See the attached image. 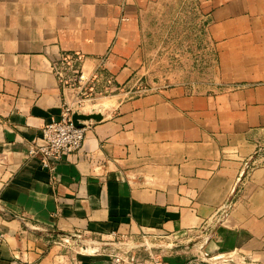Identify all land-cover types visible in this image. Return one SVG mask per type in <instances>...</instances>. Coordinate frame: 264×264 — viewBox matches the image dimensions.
<instances>
[{
    "label": "crops",
    "instance_id": "crops-1",
    "mask_svg": "<svg viewBox=\"0 0 264 264\" xmlns=\"http://www.w3.org/2000/svg\"><path fill=\"white\" fill-rule=\"evenodd\" d=\"M199 2L221 89L124 101L43 170L28 151L65 104L56 65L129 82L140 2L0 0V264H112L64 243L113 234L158 237L168 264H264V0Z\"/></svg>",
    "mask_w": 264,
    "mask_h": 264
},
{
    "label": "rangeland",
    "instance_id": "rangeland-1",
    "mask_svg": "<svg viewBox=\"0 0 264 264\" xmlns=\"http://www.w3.org/2000/svg\"><path fill=\"white\" fill-rule=\"evenodd\" d=\"M139 2V68L129 82L115 83L98 68L89 73L83 69V80L65 85V105L71 109L73 115L99 118L81 120L83 124L109 118L115 114L117 106L122 102L160 89L184 86L190 94H213L222 87L216 83L215 49L205 38V13L199 0ZM259 152L264 157V149L261 148ZM157 241L158 237L147 243L144 238L137 242L117 235L111 240L79 238L63 243L79 252L91 247L96 249L95 254L108 256L128 246L140 247L144 244L143 247L148 245L156 248ZM135 250L142 249H132ZM205 263L246 264L230 255L218 259L210 258Z\"/></svg>",
    "mask_w": 264,
    "mask_h": 264
},
{
    "label": "built area",
    "instance_id": "built-area-1",
    "mask_svg": "<svg viewBox=\"0 0 264 264\" xmlns=\"http://www.w3.org/2000/svg\"><path fill=\"white\" fill-rule=\"evenodd\" d=\"M55 68L59 83L63 87L68 82L84 79L83 59L80 55L62 57ZM72 116L71 109L64 104L60 116L43 126L37 141L30 147L29 156L37 158L43 170H52L63 158L82 149L88 126L80 121H78L79 125H75ZM143 245L128 246L108 256L112 264H168L161 254L152 251L150 246L143 247ZM138 248H141L146 255L143 256L139 252L142 250L132 251Z\"/></svg>",
    "mask_w": 264,
    "mask_h": 264
},
{
    "label": "water",
    "instance_id": "water-1",
    "mask_svg": "<svg viewBox=\"0 0 264 264\" xmlns=\"http://www.w3.org/2000/svg\"><path fill=\"white\" fill-rule=\"evenodd\" d=\"M87 119H99V118H97V117L87 118V117L78 116V115H75V114L72 116V120L75 123V125H79L78 124L79 123L78 121L87 120Z\"/></svg>",
    "mask_w": 264,
    "mask_h": 264
},
{
    "label": "bare ground",
    "instance_id": "bare-ground-1",
    "mask_svg": "<svg viewBox=\"0 0 264 264\" xmlns=\"http://www.w3.org/2000/svg\"><path fill=\"white\" fill-rule=\"evenodd\" d=\"M93 252H95V251H93Z\"/></svg>",
    "mask_w": 264,
    "mask_h": 264
}]
</instances>
